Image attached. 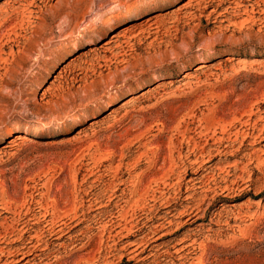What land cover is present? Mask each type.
<instances>
[{"label":"rangeland","instance_id":"obj_1","mask_svg":"<svg viewBox=\"0 0 264 264\" xmlns=\"http://www.w3.org/2000/svg\"><path fill=\"white\" fill-rule=\"evenodd\" d=\"M138 1L0 0V250L34 216L82 232L4 264H264V0H158L41 71Z\"/></svg>","mask_w":264,"mask_h":264},{"label":"bare ground","instance_id":"obj_2","mask_svg":"<svg viewBox=\"0 0 264 264\" xmlns=\"http://www.w3.org/2000/svg\"><path fill=\"white\" fill-rule=\"evenodd\" d=\"M156 1H158V0H139L138 2L134 3L129 9H127V8L122 9L117 14V16H116L117 18H113V20H115L114 22H112V20H107L104 24H101L98 27L92 26L90 29L78 30L74 34H71V37L68 38V40L63 41L60 44V46L57 48V51L56 52H53L48 57V59L45 62V64L41 67V71L46 70V67L57 57L56 55L58 53H60L62 50H65L70 45H73V44H75V42L77 43V42H79L82 39H85V38H88L89 39V38H91L97 32L103 31L105 29V27H108L109 25H112L111 23H115V22L119 21L120 19H122L124 17H127L132 12V10H134L135 8H137V7H143V6H146V5H149V4H153ZM259 2H261V1H259ZM256 5L259 6L258 4H256ZM257 12L259 13L257 20L263 21L264 20V9L262 8L261 10H258ZM200 67H202V66H199V68H197V70L201 69ZM185 76H186V74L183 77H185ZM106 97H111L110 96V93H107L106 94ZM95 106H93V107H95ZM83 109L86 110V109H88V107L83 108ZM80 114L82 115L81 112L79 113V115ZM74 118H75V115L74 114H69L68 116H65V118H63V119L61 118V119L57 120L56 122H50V123L44 122V123H41L40 125L37 126L36 129H33V131L30 128H21L20 131H22L23 133H27V134H29L31 131H32V133L33 132L37 133V131H39V128L40 127L41 128H49L51 126H55L56 123H59V124L60 123H65L68 120H72ZM6 129H8V128L5 125L0 126V134H2L4 131H6ZM263 131L264 130H262L261 132L264 134ZM258 136L260 137L261 135H258ZM262 138H264V136H262ZM189 181L192 184L191 187H195L200 182L198 177H191L189 179ZM190 213H191V211H190ZM98 214H101V213L98 212ZM62 216H61V218L59 217L60 219H58V220L56 219V221H54L55 219L54 220H52V219H48L47 220L46 219L47 216L45 214V215L42 216L43 217L42 220L39 219L40 217L37 218V217L34 216L32 218L35 221H31L30 220L31 218L30 219L28 218L29 220H26L23 223H21L22 226H21V228L19 230L21 232H23V233H27L26 235L25 234H23V235L20 234L21 236H16V237L19 238V241H20L19 243H21V246H19V247L17 246L14 249H11L10 248L11 250L10 249H8V250L7 249L6 250H0V263L2 261H5V262L6 261H10V262H16V263L17 262L24 261V263H27L30 260H34V259L37 260V259L41 258V256L43 257L44 253L49 249L50 246L51 247H58L59 248V246H62V244H64L62 242H58V243L55 244V241H60V240H63L64 238L66 240H72V241L75 240L78 235L82 234V232L80 231V229H79V231H78L77 234H76V232H75V234L72 233L73 228L76 227L79 223L76 221L77 222L76 225H74L72 227L71 226L69 227L70 224H67V222L65 220H63ZM158 218H160L162 220H165L164 215L163 216H160ZM4 219H6V218H4ZM194 221H196V219L193 220V221H191V223H193ZM43 222L46 224L45 226L48 227V228H46L47 230L45 229L46 232H47L46 235L48 237V240L46 239L45 241L43 240L42 233H39L37 230H35L33 228V226L36 223H43ZM165 222L166 223H170V221H166V220H165ZM5 223H6V221H5ZM2 224H4V223H1L0 224V226L2 228L0 230V243L1 242H5L6 243V241L8 242L13 235H16V234H14V232L16 231V228H11V231H9L10 230L9 227H8L9 225H7L8 228H5V227L3 228V225ZM117 225H120V223H118ZM32 232H34V235H32ZM156 239H158V238H156ZM185 240H186L185 238L184 239L182 238V241H185ZM192 243H194V242L191 241L188 245H184L182 248L176 249V254H177V256L179 258V262H180L178 264H186L187 257L190 254L189 248L192 247ZM154 247H155V245L150 246V244H148L147 241H130V242L127 243V245L125 247H123V249L125 250V252H127L126 254H130L131 255L129 257V260H131V259H134V257L136 255H138L139 253H141L143 251H146V250L152 251ZM128 250H131V251L128 252ZM47 252H49V251H47ZM151 255H153V253H151L149 256H151ZM5 262H2V264H4Z\"/></svg>","mask_w":264,"mask_h":264}]
</instances>
